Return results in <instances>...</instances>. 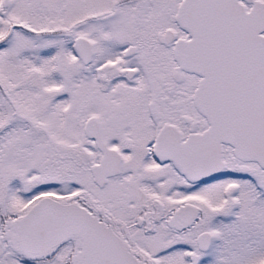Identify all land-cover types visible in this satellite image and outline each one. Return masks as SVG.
I'll return each instance as SVG.
<instances>
[{
  "label": "snow or ice",
  "instance_id": "1",
  "mask_svg": "<svg viewBox=\"0 0 264 264\" xmlns=\"http://www.w3.org/2000/svg\"><path fill=\"white\" fill-rule=\"evenodd\" d=\"M0 264H264V0H0Z\"/></svg>",
  "mask_w": 264,
  "mask_h": 264
}]
</instances>
